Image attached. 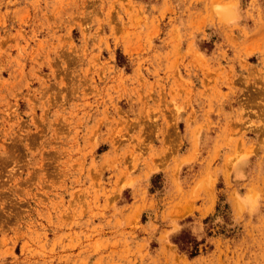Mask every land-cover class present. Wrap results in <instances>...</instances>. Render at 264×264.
<instances>
[{"label": "rangeland", "instance_id": "1", "mask_svg": "<svg viewBox=\"0 0 264 264\" xmlns=\"http://www.w3.org/2000/svg\"><path fill=\"white\" fill-rule=\"evenodd\" d=\"M0 264H264V0H0Z\"/></svg>", "mask_w": 264, "mask_h": 264}]
</instances>
